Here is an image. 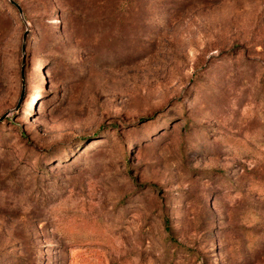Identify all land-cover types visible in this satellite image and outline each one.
Instances as JSON below:
<instances>
[{
  "label": "rangeland",
  "instance_id": "obj_1",
  "mask_svg": "<svg viewBox=\"0 0 264 264\" xmlns=\"http://www.w3.org/2000/svg\"><path fill=\"white\" fill-rule=\"evenodd\" d=\"M0 264H264V0H0Z\"/></svg>",
  "mask_w": 264,
  "mask_h": 264
},
{
  "label": "water",
  "instance_id": "obj_2",
  "mask_svg": "<svg viewBox=\"0 0 264 264\" xmlns=\"http://www.w3.org/2000/svg\"><path fill=\"white\" fill-rule=\"evenodd\" d=\"M12 4H14V6H16V8H17L19 14L22 15V12H21V9L19 8V6H18L17 4H15L14 2H12ZM23 41H25V36H24ZM22 51L24 52V44H23V46H22Z\"/></svg>",
  "mask_w": 264,
  "mask_h": 264
},
{
  "label": "trees",
  "instance_id": "obj_3",
  "mask_svg": "<svg viewBox=\"0 0 264 264\" xmlns=\"http://www.w3.org/2000/svg\"><path fill=\"white\" fill-rule=\"evenodd\" d=\"M166 229H169V227H166Z\"/></svg>",
  "mask_w": 264,
  "mask_h": 264
}]
</instances>
